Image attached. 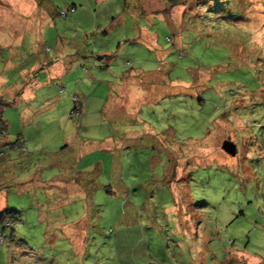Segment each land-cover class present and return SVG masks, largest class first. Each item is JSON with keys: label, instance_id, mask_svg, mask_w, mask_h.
<instances>
[{"label": "rangeland", "instance_id": "obj_1", "mask_svg": "<svg viewBox=\"0 0 264 264\" xmlns=\"http://www.w3.org/2000/svg\"><path fill=\"white\" fill-rule=\"evenodd\" d=\"M175 2L0 0V264H264V0Z\"/></svg>", "mask_w": 264, "mask_h": 264}, {"label": "crops", "instance_id": "obj_2", "mask_svg": "<svg viewBox=\"0 0 264 264\" xmlns=\"http://www.w3.org/2000/svg\"><path fill=\"white\" fill-rule=\"evenodd\" d=\"M37 76H39V74L36 75L35 80L38 79ZM1 119L4 122V124L10 123V122H13L15 124V134L7 132L6 138H3V136L0 135V148L3 150L8 148L10 151L13 149V147L17 149H20V148L24 149L23 146H27L29 142L27 139H24L25 138L24 129L21 128L23 124V119L21 115H17L13 117L10 121L6 117H2V116H1ZM10 135L14 136V138L10 137ZM14 139L16 143L15 142L10 143V141H13ZM3 147H6V148H3ZM7 193L8 192L3 191V190L0 191V213L2 211L7 210L5 209L7 205V198H6Z\"/></svg>", "mask_w": 264, "mask_h": 264}, {"label": "trees", "instance_id": "obj_3", "mask_svg": "<svg viewBox=\"0 0 264 264\" xmlns=\"http://www.w3.org/2000/svg\"><path fill=\"white\" fill-rule=\"evenodd\" d=\"M172 1V0H171ZM176 2H175V0H174V4H175ZM172 5H173V3H172ZM0 125H1V129L2 130H4L5 129V124H4V122L2 121V119L0 118ZM20 150H21V152H23L24 153V149H22V148H20ZM12 214H14V211L13 210H5V211H2L1 213H0V223H2V222H4L5 220H7V221H5V222H7L8 223V225H9V223H11L12 222V220L11 219H7L8 218V215L9 216H12ZM4 220V221H3ZM14 221V220H13Z\"/></svg>", "mask_w": 264, "mask_h": 264}, {"label": "water", "instance_id": "obj_4", "mask_svg": "<svg viewBox=\"0 0 264 264\" xmlns=\"http://www.w3.org/2000/svg\"><path fill=\"white\" fill-rule=\"evenodd\" d=\"M221 150L228 154L229 156H234L236 153V148L233 143L229 141H223L221 144Z\"/></svg>", "mask_w": 264, "mask_h": 264}, {"label": "built area", "instance_id": "obj_5", "mask_svg": "<svg viewBox=\"0 0 264 264\" xmlns=\"http://www.w3.org/2000/svg\"><path fill=\"white\" fill-rule=\"evenodd\" d=\"M59 13H60L61 15L65 16V15L67 14V10H61ZM73 101H74V99H73ZM0 241H1V240H0Z\"/></svg>", "mask_w": 264, "mask_h": 264}]
</instances>
